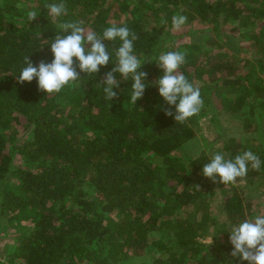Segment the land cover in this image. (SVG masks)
Segmentation results:
<instances>
[{"label":"trees","instance_id":"1","mask_svg":"<svg viewBox=\"0 0 264 264\" xmlns=\"http://www.w3.org/2000/svg\"><path fill=\"white\" fill-rule=\"evenodd\" d=\"M60 2L0 0V235L8 226L24 228L13 236L17 247L7 258L8 264H124L128 259V264H139L154 250L157 254L148 256L150 264H248L231 257L229 242L230 226L249 219L253 206L237 184L241 180L235 185L197 181L210 151L205 147L193 155L177 152L198 136L200 119L210 116L220 123L223 104L210 94L216 88L232 95L231 112L248 108L251 123L246 128L254 129L248 136H226L222 153L234 158L250 150L264 162V143L254 135L258 131L262 137L264 79L250 61L223 52H212L218 59L205 63L209 55L200 56L207 52H201L198 44L185 51L167 49L186 54L178 71L199 87L204 101L198 115L177 123L165 115L164 109L170 106L154 83L163 75L155 60L174 35L168 31L166 38L158 37L151 25L166 29L172 8L184 2L192 17L212 22L219 33L225 31L215 25L220 19L241 22L233 32L254 24L264 28V3L63 0L66 13L53 20L46 5ZM30 11L37 12L31 22L27 19ZM128 14L131 19L125 22ZM257 17L262 19L259 25ZM64 22H82L86 31L97 34L113 24L127 26L136 34L134 53L144 62L138 71L146 72L147 78L144 95L135 105L130 103L131 79L120 80L119 74V88L113 89L117 97L113 101L104 98L103 77L114 67L113 49L119 40L115 44L103 41L112 53L107 66L96 75L80 73L78 81L60 92L38 91L35 78L18 83L26 56L34 66L41 60L51 62L50 43L57 34H67L58 27ZM18 126H25V133L31 131L27 139L18 137ZM17 157L22 163L16 162ZM261 179L264 163L260 171L249 165L242 180ZM85 184L95 191V200L87 196ZM212 199L220 202L225 226L211 211ZM197 202L202 205L197 214L193 210L180 213ZM112 212L119 220L109 228L105 215ZM211 226L216 228L214 239H200V230ZM161 231L171 234L167 243L158 238ZM220 231L224 241L218 240Z\"/></svg>","mask_w":264,"mask_h":264},{"label":"clouds","instance_id":"2","mask_svg":"<svg viewBox=\"0 0 264 264\" xmlns=\"http://www.w3.org/2000/svg\"><path fill=\"white\" fill-rule=\"evenodd\" d=\"M46 7L53 20L66 13L63 0L60 3L47 4ZM36 17L37 12L30 11L27 19L31 22ZM186 21L187 17L184 15L173 16V29L179 30ZM58 27L62 33L67 34H57L50 43V51L53 54L51 62L41 60L38 66H34L26 56V66L17 77L18 83H30L35 78L38 91L48 94L60 92L66 85L78 81L80 73L96 75L102 66H107L112 60V53L103 41L115 44L119 40V46L113 49L114 67L103 77L104 98L113 101L117 97V92L113 89L119 88L120 80L129 79L132 81L130 103L135 105L136 101L143 97L147 73L138 71L144 63L134 53V41L138 37L127 26L113 24L103 29L102 34L86 31L82 22H64ZM155 61L163 75L154 83L158 86L159 95L170 106L164 109L165 115L174 117L175 121L181 124L198 115L204 106L200 89L178 71L186 62V54L169 51L160 54ZM116 74H119L120 80L116 78ZM171 106H174V112ZM262 163L264 162L260 157L250 150L234 158H226L223 153L216 152L209 158V162L204 164L202 175L214 182L235 185L238 179L246 177L249 165L253 170L260 171ZM229 233L231 257L238 258L240 262L247 261L248 264H264V214H256L251 219L231 225Z\"/></svg>","mask_w":264,"mask_h":264},{"label":"rangeland","instance_id":"3","mask_svg":"<svg viewBox=\"0 0 264 264\" xmlns=\"http://www.w3.org/2000/svg\"><path fill=\"white\" fill-rule=\"evenodd\" d=\"M215 1V0H212ZM258 2H263L264 0H257ZM173 16L176 15H184L187 17V21L184 25L181 26L179 30H175L172 27V19L170 24L166 29L163 28L161 30L159 27L155 26L152 23L153 33L161 38H166V32H171L174 37L168 40L167 45H164L161 50L162 54L165 51L171 48L179 47L182 51L189 50V45L198 44L201 47V52H207L206 54H202L200 56H208L205 63L210 59H218L217 56H213L214 52L220 53L223 52L229 57L237 58L239 61H250V65L254 67L257 71V74L264 79V28L260 26L256 27V25L250 26H242L239 27L240 30L237 32L230 31L233 27H237L241 22H237L235 20H222L215 23L216 26L225 30L224 32L214 31V24L212 22H202L199 19L192 17V12L188 7V3L181 2L178 7L172 8ZM248 13V12H245ZM172 14V13H171ZM194 16V15H193ZM222 17V16H221ZM131 19L129 14L124 17V21L128 22ZM255 21L261 24L262 19L257 17ZM148 25V26H149ZM228 30V31H227ZM210 41H216L217 44L212 46L209 44ZM166 48V49H165ZM195 51V49H194ZM193 51V52H194ZM213 52V53H212ZM213 56V57H210ZM147 78V77H146ZM202 76L199 77V81L202 82ZM146 80V79H145ZM198 80V77H197ZM212 96L215 97L217 102H220L222 113L219 115L220 123H216L212 121L210 116L203 117L199 121V134L193 139L191 142L183 146L177 153L180 155H193L200 152L205 147L210 151L211 156L216 152H223V144L226 136L231 135L232 133H236L240 136L242 135H251L254 132L253 128H246L249 125L250 119L248 116V108L246 107L244 110L231 112L229 107L230 98L232 95L227 94L226 91L220 89H213L210 91ZM261 134L255 132L254 135L258 136L264 143V118L261 123ZM19 138L27 139L31 133L28 131L25 133V126L16 127ZM80 132V131H79ZM212 143V144H210ZM258 144V143H257ZM256 146V143H255ZM211 149V150H210ZM17 163H22L21 157H17ZM203 183L204 180H209L202 175V173L196 176ZM238 186L243 187L246 197L248 200H251L253 203L252 209L249 211V219L253 218L256 214H264V179L248 182L246 180H241L237 183ZM197 187V184L195 185ZM204 188V187H203ZM85 190L87 192V196L90 199L95 200L96 194L95 191L85 184ZM201 203L197 202L194 206H188V208H184L180 211L182 214H187L188 212H192L197 214L198 210L201 208ZM211 211L218 216L220 219V224L225 226L226 217L221 213L220 202L218 199L211 200ZM119 220V215L116 213H106L105 215V225L109 228H113L116 222ZM24 230L23 227H19V224L13 227H5L3 229L2 234L0 235V261L5 264L9 263L7 258L10 254H12L16 247L17 242L15 241V236L18 233H21ZM216 234V228L213 226L207 227L206 229L200 230L199 238L202 240L212 241L214 239V235ZM171 234L167 231H161L158 233V238H162L166 243L169 241ZM218 240L224 241L225 234L223 231H220ZM154 251H151L149 258L154 257L157 254ZM148 256H144L139 260V264H150V259ZM130 259L126 260L124 264H128ZM123 264V263H122Z\"/></svg>","mask_w":264,"mask_h":264}]
</instances>
